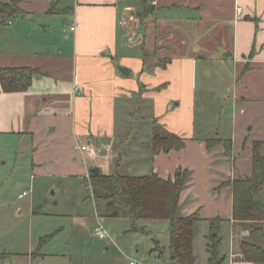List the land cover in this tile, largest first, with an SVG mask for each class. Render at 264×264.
<instances>
[{
	"label": "crops",
	"instance_id": "0c3cea01",
	"mask_svg": "<svg viewBox=\"0 0 264 264\" xmlns=\"http://www.w3.org/2000/svg\"><path fill=\"white\" fill-rule=\"evenodd\" d=\"M0 1H17L22 19L33 15L38 6L42 22L47 23L40 26L42 30L58 20L65 37L58 46L25 39L22 45L14 41L20 38L17 30L8 31L10 20L0 26V68L38 71L27 91L0 92V136L24 142L32 171L39 174L41 166L50 163L85 180L93 168L103 175L155 174L163 180H172L178 170L186 171L188 182L179 206L183 216L199 218L194 255L199 233L204 244L198 246L197 264H207L208 220L215 218L222 220L218 236L224 264H253L242 258L239 246L243 241L262 244L260 234L252 232L251 224L231 219V188L221 185L251 176L252 145L262 142L264 152V129L250 138L232 122L228 135L211 139L230 140L228 156L220 144L206 149V138L195 135L194 121L200 60L231 65L236 106L245 111L264 106V0ZM146 3L153 12L136 15ZM72 26L77 28L70 31ZM167 41L173 45L167 46ZM179 46L183 54L175 56ZM75 84L80 94L74 92ZM134 101L137 114L147 108L151 125L157 121L184 139L185 148L153 155L152 127L149 135L140 137L142 128L128 125L133 117L128 108ZM252 130L254 126L246 131ZM133 139L128 150L126 145ZM78 156L82 160L76 162ZM93 208L92 235L96 225L108 219L97 214L94 203ZM25 255L44 264L51 254L33 256L30 251Z\"/></svg>",
	"mask_w": 264,
	"mask_h": 264
},
{
	"label": "rangeland",
	"instance_id": "374dc122",
	"mask_svg": "<svg viewBox=\"0 0 264 264\" xmlns=\"http://www.w3.org/2000/svg\"><path fill=\"white\" fill-rule=\"evenodd\" d=\"M34 11L25 19H10L8 31L17 30L20 37H15L14 41L22 45H26L21 41L24 39L34 44H64L60 22L55 20L43 31L40 26L47 24L42 22L44 16L38 6ZM152 12L146 3L136 15L146 16ZM166 43L173 45L170 41ZM179 47L175 56L183 54V47ZM157 54L153 53L155 57ZM197 67L195 135L206 140L222 138L231 132L232 122L238 123L237 127L250 138L264 129V106H252L245 111L235 105L231 95L234 82L231 65L214 59L200 60ZM136 106L134 101L128 108L133 115L128 125L141 127L140 137L149 135L152 127L149 111L139 105L141 110L137 114ZM121 115L127 116V112ZM252 126L254 130L247 132ZM129 136L135 137V134ZM131 141L127 149L134 145V139ZM24 145L13 136H0V264H39L38 259L31 261L26 257L30 251L33 256L39 252L51 254L44 264H169L168 221H140L136 224L137 231H133L127 220L106 219L101 223L109 238L98 240L91 232L95 220L88 185L90 175L85 180L84 176L70 175L66 169L62 171L61 166L50 163L43 164V170L40 168L37 174L32 171L29 150ZM77 158L76 162L82 160L80 156ZM23 192L26 196L19 198ZM260 200L264 201V190ZM221 235L225 240L228 230L223 229ZM203 244L199 233L195 245L199 260L198 246L203 248Z\"/></svg>",
	"mask_w": 264,
	"mask_h": 264
},
{
	"label": "trees",
	"instance_id": "16d2710c",
	"mask_svg": "<svg viewBox=\"0 0 264 264\" xmlns=\"http://www.w3.org/2000/svg\"><path fill=\"white\" fill-rule=\"evenodd\" d=\"M144 7V6H143ZM23 11L17 1H0V26H4L15 17H22ZM164 67V65H163ZM38 71L29 67L0 68V92L22 93L29 89ZM150 147L153 155L179 152L186 146V141L166 131L157 121L152 122ZM222 145L225 153L231 155V141L225 139L206 140L207 150ZM263 143L252 145L251 176L239 177L221 186H230L232 192L231 219L247 223L253 233L260 234L262 244L243 241L239 248L242 258L253 264H264V202L260 194L264 189V152ZM188 182V173L178 170L174 178L163 180L157 175L132 177L125 175H90L89 187L92 201L99 216L108 219L127 220L133 231L140 221L169 222V264H197L193 250L196 214L183 216L179 198ZM219 218L208 220L209 233L206 237L207 264H224L221 255ZM160 254V252H159Z\"/></svg>",
	"mask_w": 264,
	"mask_h": 264
},
{
	"label": "built area",
	"instance_id": "2783aa9c",
	"mask_svg": "<svg viewBox=\"0 0 264 264\" xmlns=\"http://www.w3.org/2000/svg\"><path fill=\"white\" fill-rule=\"evenodd\" d=\"M238 13H240V10L238 11ZM76 28L77 26H72L70 27V31H74ZM74 92L76 94H80V89L77 84L74 85ZM80 150L86 151V147H81ZM26 194H27L26 192H23L22 194L19 195V198L26 196ZM93 236L97 238L98 240H102V241H107V239L109 238L106 229L101 223H98L96 227L94 228ZM130 264H133V263H130Z\"/></svg>",
	"mask_w": 264,
	"mask_h": 264
},
{
	"label": "water",
	"instance_id": "95a60500",
	"mask_svg": "<svg viewBox=\"0 0 264 264\" xmlns=\"http://www.w3.org/2000/svg\"><path fill=\"white\" fill-rule=\"evenodd\" d=\"M118 70L122 74H124V73H125V75L127 74V70H125V69H123L121 67H118ZM89 173H90V175H92L94 177H97L99 175V170L97 168H93V169H90ZM17 188H19V186ZM52 195H53V193H52Z\"/></svg>",
	"mask_w": 264,
	"mask_h": 264
}]
</instances>
